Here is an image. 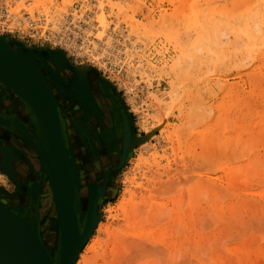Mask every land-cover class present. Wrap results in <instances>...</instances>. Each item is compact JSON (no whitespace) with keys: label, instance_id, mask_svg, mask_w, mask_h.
<instances>
[{"label":"rangeland","instance_id":"rangeland-1","mask_svg":"<svg viewBox=\"0 0 264 264\" xmlns=\"http://www.w3.org/2000/svg\"><path fill=\"white\" fill-rule=\"evenodd\" d=\"M7 2L12 7V3ZM46 2L52 3L53 14L58 13L56 22L48 25L49 21L45 22V18L49 20L50 14L46 13L47 16L37 11L32 13L36 15H32L33 20L22 19L23 27H14L10 26V22L6 23V17L0 16V37L16 40L46 55L43 59L34 58L33 63L44 76L49 75L62 85L60 89L54 88L52 81L45 76L60 102V119L69 125L70 136L75 140L73 148L78 168L74 167L76 183L73 199L76 195L78 219L80 197L86 198L82 203L83 214L87 209V189L91 187V182H87L98 180L97 185L92 186L101 192L96 199V222L85 247L89 249L91 244H99L101 251L103 246L106 247L103 249L106 258L117 254L115 258H119L118 261L122 262L126 257L131 260L124 261L128 264H264V69L261 67L264 59H258L259 54L250 58L243 43L245 40L240 39L242 35L234 29L245 4L243 0ZM1 8L0 14L6 15L7 10ZM22 10L25 12L21 14H26L27 10ZM188 19L193 21L189 23L191 25H188ZM179 22L186 23L184 25H188V28L195 24L196 31L193 29V32L191 28L186 30ZM31 28L33 32H30ZM224 29L227 35L230 34L229 38L225 36ZM141 32L144 36L149 32L146 36L148 43L143 42L140 38L142 35L138 36ZM187 33L191 34L189 38ZM176 34H179L175 38L177 42L173 38ZM169 38L173 41L170 42ZM227 39L237 41L231 42V45ZM131 45H136L137 49L133 60L126 52ZM240 45L244 50L243 47L239 48ZM183 48L190 49V59ZM61 53L63 58L59 57ZM245 54L248 55L246 59ZM49 55L54 57L53 66L49 65ZM178 59L180 64L176 67ZM69 65L75 69H69ZM80 68L86 69L83 71ZM56 71L60 76L56 75ZM88 75L93 79V85H106L121 104L125 129L119 140L114 129L101 124L106 116L96 102L100 95L98 90L93 91ZM63 79L70 84L75 83L76 87L87 88L93 105L78 101V97L67 90L70 84L64 86ZM172 92L176 94L171 96L173 99L170 97ZM17 107L22 108L23 112L15 110ZM20 113L23 114L21 120ZM73 115L76 120L70 118ZM15 118L20 122H29L28 125H33L39 131L26 104L11 100L0 89V120L8 122L7 127L0 126V197L7 208L26 220L30 217L29 223H34L37 233L43 236L48 248L51 247L53 264H56L57 228L49 183L43 171L44 163H40L38 171L32 146L19 136L14 127ZM90 119L95 122L89 124ZM74 122H77V126ZM129 127L138 141L133 149L127 151L126 134ZM141 142L145 144L141 146ZM97 144L101 146L98 150ZM26 152L30 156H26ZM257 155L259 159L262 158L258 159L259 162ZM101 156H104V161ZM27 157L32 163L30 171L33 175L30 178L27 173H19L14 167L8 168L10 160L19 168L21 161ZM112 157H115L114 161ZM102 165H107V168L101 170ZM255 166L263 172H257ZM126 191H132L134 200L137 198L135 202L140 204L139 212L133 216V226L130 225L132 222L126 224L119 219L122 211L117 206ZM110 213L118 215V219L108 218ZM84 222L85 216L78 220L80 230ZM99 223L100 226L107 225L113 234L115 232L113 238H107L111 237L117 245L113 242L112 246L111 238L107 240L103 232L97 231ZM138 230L139 234L144 233L143 236H156L163 244H156V237L151 235L149 238H153V244L145 242L142 247L138 243L139 246L135 245L134 248L126 241L137 235ZM106 242L109 243L105 245ZM130 246V252L127 250L131 253L129 255L126 247L130 249ZM96 250L93 253H89V250L85 252L84 257L78 258L79 264H104L102 259L105 257H102L100 250ZM118 251L121 253H116ZM124 251L128 254L126 257ZM120 254L124 259L121 260Z\"/></svg>","mask_w":264,"mask_h":264},{"label":"bare ground","instance_id":"bare-ground-1","mask_svg":"<svg viewBox=\"0 0 264 264\" xmlns=\"http://www.w3.org/2000/svg\"><path fill=\"white\" fill-rule=\"evenodd\" d=\"M196 1V0H195ZM209 1V0H208ZM236 1H238V0H236ZM241 1V0H240ZM9 2H11L12 3V7L11 6H9V4H8V2H7V0H0V8H1V6L3 7V8H5L6 10H7V12H6V15H4L7 19H6V23H8V22H10L11 24H10V26H22L23 27V21L24 20H22V19H24V17L26 18V19H28L27 21H29V20H33L34 19V16H33V19H32V15H35V14H32L33 12H37V11H40L41 13L42 12H44V13H42L43 15L44 14H50V18H49V20L48 19H46L45 18V22H48L49 21V23H48V25L50 24V22H51V24H53L54 22H56L57 21V18H56V16H58L57 14L58 13H52V11H51V6H52V3L51 2H46V0H9ZM55 2V1H54ZM53 2V3H54ZM198 2V1H197ZM243 2L245 3L244 4V9L242 8V10H241V12H240V14H239V20H238V22H236V23H238V25H237V28H234V29H236V32L238 33H240L242 36L240 37V39L241 38H243L245 41L243 42V43H245V48H246V52L250 55V58L252 57H254L255 55L257 56L258 54L261 56H257L258 57V59H260V58H263L264 59V0H247V2H245L244 0H243ZM122 3V2H121ZM242 3V2H241ZM55 4V3H54ZM119 4V3H118ZM225 4V3H224ZM236 4V3H235ZM14 5H15V7H14ZM120 5V4H119ZM181 5V4H180ZM241 6V5H240ZM14 7V8H13ZM215 7V6H214ZM238 7V9H239V6H237ZM22 8L24 9V10H27V12H26V14H21V13H24V12H22L23 10H22ZM128 8V7H127ZM208 8V7H207ZM217 8V7H216ZM228 8V7H227ZM229 8H231V7H229ZM2 9V8H1ZM212 9V8H211ZM237 9V8H236ZM126 10V9H125ZM182 10V9H181ZM208 10V9H207ZM206 10V11H207ZM235 10V9H234ZM215 11V10H214ZM180 12V11H179ZM213 12V11H212ZM231 12H232V10H231ZM127 13V12H126ZM242 13V14H241ZM2 14V13H1ZM4 14V13H3ZM36 14H39L40 15V13H36ZM46 14V15H47ZM204 14V13H203ZM203 14H201V15H203ZM210 14V13H209ZM219 14H221V13H219ZM223 14V13H222ZM227 14V13H226ZM229 14V13H228ZM42 15V16H43ZM45 15V16H46ZM242 15V16H241ZM36 16V15H35ZM44 16V17H45ZM48 16V15H47ZM197 16V15H196ZM209 16V15H208ZM186 17V16H185ZM235 17H238V15L237 16H235ZM127 18V17H126ZM187 18H189V17H187ZM191 18H192V16H191ZM209 18H211V16L209 17ZM208 18V19H209ZM227 18V17H226ZM234 18V17H233ZM232 18V19H233ZM195 19H196V17H195ZM194 18H193V21L195 20ZM204 18H203V16H202V20H203ZM208 19L206 20V22L208 21ZM8 20V21H7ZM56 20V21H55ZM185 20V19H184ZM214 20V19H213ZM212 20V21H213ZM218 20V19H217ZM187 21H189V22H187L188 23V25H191V24H189L190 22H193L192 20H190V19H188ZM197 21V23H198V20H196ZM200 21H201V19H200ZM199 21V22H200ZM227 21V20H226ZM235 21H237V19L235 20ZM177 22V21H176ZM185 22V21H184ZM218 22V21H217ZM232 22V21H231ZM27 23V22H26ZM32 23V22H31ZM180 23V22H179ZM178 23V24H179ZM182 23V22H181ZM181 23H180V25H181ZM195 23V22H194ZM178 24H176L177 26H178ZM183 25L184 24H186V23H182ZM200 24V23H199ZM233 24V23H232ZM29 25V24H28ZM47 25V24H46ZM188 25H186V26H188ZM211 25V24H210ZM14 26V27H15ZM185 25H184V27H186ZM192 26H193V28H192ZM190 28H191V30L193 31V29L195 30V24L194 25H192ZM200 26V25H199ZM22 27H20V28H22ZM144 27V26H143ZM180 27V26H179ZM207 27V26H206ZM166 28V27H165ZM176 28H178V27H176ZM181 28V27H180ZM179 28V29H180ZM190 28H188V27H186L185 29L186 30H188V29H190ZM202 28V27H201ZM221 28V27H220ZM25 29V28H24ZM178 29V30H179ZM206 29H208V27L206 28ZM146 30V29H145ZM145 30H143V31H145ZM180 30H182V29H180ZM198 30V29H197ZM202 30V29H201ZM213 30V29H212ZM211 30V31H212ZM221 30V29H220ZM227 30V29H226ZM196 31V30H195ZM203 31V30H202ZM165 32H167V31H165ZM169 32V31H168ZM171 32H173V31H171ZM170 32V34H172ZM176 32V31H175ZM178 32V31H177ZM194 32V31H193ZM198 33H199V31H197ZM196 32V33H197ZM208 32V31H207ZM224 32H225V29H224ZM227 32V31H226ZM225 32V33H226ZM144 34L146 33V32H143ZM149 33V32H148ZM147 33V34H148ZM202 33H205V31H203ZM202 33L200 34V35H202ZM234 33V32H233ZM133 34V33H132ZM140 35H138V36H141L140 38L142 39V40H144L143 42H145V41H147L149 38H147L146 36H147V34H146V36H144L143 34H142V32L141 33H139ZM159 34V33H158ZM167 34V33H166ZM174 34V33H173ZM190 33H187V36L189 35ZM217 34V33H216ZM150 35V34H149ZM148 35V36H149ZM151 35H153V34H151ZM169 35V34H168ZM200 35H199V38L201 39V37H200ZM205 35H206V33H205ZM204 35V36H205ZM208 35L209 34H207V36L206 37H204L205 39L208 37ZM138 36H135V37H138ZM170 36V35H169ZM168 36V37H169ZM172 36V35H171ZM176 36H178L179 37V34L177 35H175L173 38L175 39L176 38ZM189 36H191V34L189 35ZM189 36H188V38H189ZM196 36V35H195ZM227 38H229V36H230V34L228 33V35H227V33H226V35H225ZM153 37V36H152ZM210 37H211V35H210ZM239 37V36H238ZM237 37V38H238ZM139 38V37H138ZM139 38V39H140ZM172 38V37H171ZM186 38V37H185ZM196 38V37H195ZM203 38V39H204ZM222 38V37H221ZM141 39L139 40V41H141ZM202 39V41H204L205 43H206V40H203ZM215 39V38H214ZM225 39V38H224ZM223 39V40H224ZM231 39V38H230ZM232 39H234L233 37H232ZM167 40V39H166ZM169 40H170V38H169ZM172 40V39H171ZM171 40H170V42H171ZM177 39H175V41H176ZM187 40V39H186ZM228 40V39H227ZM173 41V40H172ZM214 41V40H213ZM217 41H219V40H217ZM230 41V43L231 42H233L234 43V41H237V40H234V41H231V40H228V42ZM239 41V40H238ZM143 42H142V45H143ZM177 42V41H176ZM179 42V41H178ZM210 42V41H209ZM141 43V42H140ZM147 43H148V41H147ZM173 43H175V42H173ZM181 43L182 42H180L179 44H180V49H181ZM185 43V42H184ZM233 43H231V45L233 44ZM242 43V41L240 42V44ZM208 44V43H207ZM227 44V43H226ZM148 45V44H147ZM176 45V44H175ZM219 45V44H218ZM239 45V44H238ZM244 45V44H243ZM201 46H202V44H201ZM241 46V45H240ZM125 47V46H124ZM135 47H136V45L135 46H132L131 45V47L130 48H126L128 51H130V52H128V51H126L128 54V56H129V59L130 60H133V58L135 59V55H134V53H135V51L137 50H135ZM214 47V46H213ZM230 47V46H229ZM243 46H241V47H239V48H242ZM178 48V47H177ZM235 48V47H234ZM238 48V47H237ZM183 49H185V48H183ZM212 49V48H211ZM231 49V48H230ZM233 49V48H232ZM179 50V49H178ZM187 49H185V52L186 53H188L187 54V56H188V58H189V51L188 50H190V49H188L187 51H186ZM243 50H244V47H243ZM0 51H3V52H8V53H10V54H12V55H14V56H16V57H19V58H11V57H5L4 55L2 56V55H0V89L3 91V93L5 92V95L6 94H8L9 96H10V98H11V100H19V101H24L25 99H27V96H28V93H27V86H26V84H25V81H24V79H23V71H24V68L26 67V64L22 61V60H25V61H27V62H29L33 67H34V69L37 71V73L40 75V77L42 78V80H43V82L45 83V85H47V87H48V89H49V92H50V94H51V97H52V103H54V107H55V112H56V115H57V118H58V123H59V130H60V134H61V138H62V148H63V155H64V158H65V161H67L66 162V164H67V169H69V174H70V171H72L73 169H74V167H75V169L76 168H78L77 167V156H76V154H75V148H73V146H74V143H75V140L74 139H72L71 138V136H70V132H69V130H71V128H69L68 129V127H69V125H67V123H61V121H60V116H61V114H62V108L59 106V100H58V98H57V94H56V92H55V90L53 89V87H52V85H51V83H49L48 81H47V79L45 78V76L43 75V73L42 72H40V70H39V68L36 66V64H34L33 63V59L35 58V59H43L44 57H47L46 55H43V54H41V53H39V52H37L36 50H34V49H32V48H29V47H27L25 44H22V43H19V42H15V41H13V40H11V39H9V38H5V37H0ZM212 51V50H211ZM182 53L184 52V50L183 51H181ZM193 52V51H192ZM239 52V51H238ZM207 53V52H206ZM234 53V52H233ZM236 53V52H235ZM197 54V53H196ZM126 55V56H127ZM181 55V54H180ZM183 55V54H182ZM194 55V54H193ZM200 55V54H199ZM234 55V54H233ZM242 55V54H241ZM50 56V55H49ZM187 56H185V57H187ZM244 56V55H243ZM246 56H248L247 54H245V59H246ZM255 56V57H256ZM60 58H63L64 57V55L61 53L60 54V56H59ZM180 57H182V56H180ZM191 57V56H190ZM254 57V58H255ZM54 57L53 56H50L49 57V65H51V66H53V61H54V59H53ZM57 58V57H56ZM137 58V57H136ZM200 58H201V56H200ZM209 58V57H208ZM140 59V58H139ZM182 59V58H181ZM190 59V58H189ZM239 59V58H238ZM241 59H243V58H241ZM64 60V59H63ZM185 60V58H183V61ZM202 60V59H201ZM237 60V59H236ZM61 61V60H60ZM65 61V60H64ZM128 61V60H127ZM183 61H182V63H183ZM240 61V60H239ZM56 62V61H55ZM131 62V61H130ZM236 62V61H235ZM241 62V61H240ZM240 62H238L239 64H240ZM261 62V61H260ZM181 63V64H182ZM179 64H180V61H179V59L176 61V63H175V66L177 67V66H179ZM236 64V63H235ZM56 65V64H55ZM132 65V64H131ZM258 65V64H257ZM262 66L261 67H263V69H264V61H263V64H261ZM68 66V65H67ZM150 66H152V65H150ZM238 66V65H237ZM258 66H260V65H258ZM59 67V66H58ZM61 67V66H60ZM131 67H133V66H131ZM135 67V66H134ZM176 67H174L175 69H176ZM257 67V66H256ZM68 68V67H67ZM71 68V66L69 65V69ZM73 68V67H72ZM72 68H71V70H72ZM136 68V67H135ZM246 68V67H245ZM258 68V67H257ZM73 69H75V67L73 68ZM84 69H86V68H80V70H83L84 71ZM174 69V70H175ZM210 69V68H209ZM208 69V70H209ZM262 69V70H263ZM77 71H79V69L77 70ZM131 71V70H130ZM54 73V72H53ZM52 73V74H53ZM56 73V75H59L60 76V73H59V71H56L55 72ZM83 73H85V72H83ZM88 73V72H87ZM132 73V72H131ZM173 73H175V72H173ZM259 73H261L260 71H259ZM263 74H264V72H262ZM74 74V73H73ZM177 74V73H176ZM249 74V73H248ZM181 75V74H180ZM250 76V75H249ZM183 77V76H182ZM179 78V77H178ZM261 78H262V76H261ZM80 79H81V77H80ZM186 79V78H185ZM64 80V79H63ZM184 80V79H183ZM262 80V79H261ZM64 82V86L65 87H68L69 86V81L68 82H66V79L63 81ZM73 82V81H72ZM89 81H87V83H88ZM97 82V81H96ZM263 82V81H262ZM184 83V82H183ZM178 84H179V82H178ZM257 84V83H256ZM78 85V84H77ZM89 85V84H88ZM174 88H175V86H174ZM178 88V87H177ZM256 89V88H255ZM67 90H70L69 92H72V94L75 96H77L78 97V101L80 100L81 102H82V104L83 103H85L86 105L88 104V105H93L92 104V99L91 98H89L90 96H88L90 93L88 92V89L87 88H84L83 86H75V83L74 84H70V87H69V89H67ZM174 90V89H173ZM257 90H259V89H257ZM175 92V91H174ZM174 92H172L171 94H170V97L172 96V95H174V96H176V92L174 93ZM178 92V91H177ZM261 94V93H260ZM4 95V94H3ZM94 95V94H93ZM97 95V94H96ZM178 95V94H177ZM256 95V94H255ZM98 96V95H97ZM263 96H264V94H263ZM259 97V96H258ZM172 98V97H171ZM170 98V99H171ZM176 98V97H175ZM91 99V100H90ZM173 99V98H172ZM239 99V98H238ZM256 99V98H255ZM261 101H263V98L261 99ZM248 102V101H247ZM16 103V102H15ZM84 104V105H85ZM251 105V104H250ZM88 107V106H87ZM254 107V106H253ZM93 108V107H92ZM196 108V107H195ZM245 108V107H244ZM254 109V108H253ZM262 109H263V107H262ZM99 110V109H98ZM248 110V109H247ZM90 111H91V109H90ZM224 111V110H223ZM196 112V111H195ZM31 113V112H30ZM261 115V114H260ZM95 116V115H94ZM94 116H93V118H94ZM197 116V115H196ZM34 117V116H33ZM96 117H98V116H95V118ZM232 117V116H231ZM255 117V116H254ZM70 118H72L73 120H76V117L73 115V116H70ZM103 118V117H102ZM35 119V118H34ZM229 119V118H228ZM225 120V119H224ZM229 120H231V119H229ZM259 120V122H261L262 120L259 118L258 119ZM36 121V120H35ZM70 122V121H69ZM255 122V121H254ZM259 122L257 123V122H255V123H257V124H259ZM36 123H37V121H36ZM75 123V125H76V123L77 122H74ZM127 123H128V120H127ZM248 123V122H247ZM72 124V123H71ZM79 124V123H78ZM97 124H98V122H97ZM102 124V123H101ZM130 124V123H129ZM128 124V125H129ZM262 123H260V125H261ZM37 125H38V123H37ZM127 125V126H128ZM255 125V124H254ZM17 126H18V124H17ZM19 128L20 129H24V128H21V125L19 124ZM39 126V125H38ZM74 126V125H73ZM77 126V125H76ZM76 126H74V127H76ZM126 126V127H127ZM262 126V125H261ZM22 127H24V126H22ZM31 127H32V125H30L29 124V128L31 129ZM82 127V126H81ZM77 128V127H76ZM79 128V127H78ZM102 128V127H101ZM104 128V127H103ZM125 129V128H124ZM128 130V133L126 134V138H127V140H126V145H127V151H128V149H133V147H134V144H136V142L138 141L137 140V136L133 133V131H132V129L129 127V128H127ZM263 129V128H262ZM99 130V129H98ZM250 130V129H249ZM102 131V130H101ZM100 131V132H101ZM247 131V130H246ZM252 131V130H251ZM81 132V131H80ZM126 132V131H125ZM250 133H252V132H250ZM80 134H82V133H80ZM84 134V133H83ZM102 134V133H101ZM86 135V134H85ZM110 135V134H109ZM250 135H252V134H250ZM65 138H64V137ZM101 136V135H100ZM253 136V135H252ZM252 136H250V138L252 137ZM81 137H83V135L81 136ZM86 137V136H85ZM249 137V136H248ZM257 137L259 138V135H257ZM262 137V136H261ZM260 137V138H261ZM84 138V137H83ZM82 138V139H83ZM87 138V137H86ZM210 138V137H209ZM254 138H255V135H254ZM254 138H253V141H255L254 140ZM88 139V138H87ZM86 139V140H87ZM104 139V138H103ZM225 139V138H224ZM262 139H264L263 137H262ZM108 140V139H107ZM229 139H227V141H228ZM259 140V139H258ZM258 140H257V142H258ZM33 141V140H32ZM219 141V140H218ZM226 141V140H225ZM253 141H251V142H249V143H252ZM89 142V141H88ZM98 142V141H97ZM221 142V141H220ZM223 143H225V142H223ZM145 144V142L144 143H142L141 142V146L142 145H144ZM253 144H255V143H253ZM257 144V143H256ZM255 144V145H256ZM34 145V147H36L37 145H36V143L35 144H33ZM140 145V144H139ZM220 145V144H219ZM95 146V145H94ZM114 146V145H113ZM244 146H246L247 147V145L245 144ZM248 146H250V144L248 145ZM260 146H261V144H260ZM225 147V146H224ZM256 147V146H255ZM240 148V147H239ZM244 148V147H243ZM253 148V147H252ZM245 149H247V148H245ZM249 149V148H248ZM252 150V149H251ZM124 151V150H123ZM231 151V150H230ZM250 151V150H249ZM126 152V151H125ZM238 152H240L239 150H238ZM250 153V152H249ZM242 155V154H241ZM256 157V156H255ZM254 157V158H255ZM263 157V156H262ZM79 158V157H78ZM247 158V157H246ZM8 159V158H7ZM253 159V158H252ZM259 159V157H258V155H257V159L256 160H258ZM262 159V158H261ZM261 159H259V160H261ZM259 160H258V162H259ZM12 161L13 160H10V162L9 163H11V164H9L8 163V165H9V169H12L13 167L15 168V169H17L18 170V166H14V164H12ZM114 161V160H113ZM249 162H250V159L248 160ZM41 162H43L42 161V159H41V156H40V154H39V158H38V163H41ZM44 163V162H43ZM74 163H76V166L74 165L73 166V164ZM168 163H169V161H168ZM245 163H246V161H245ZM255 163H256V161H255ZM258 164V163H257ZM256 164V165H257ZM13 165V166H12ZM17 165V164H16ZM251 165V164H250ZM249 165V166H250ZM21 166V165H20ZM19 166V167H20ZM69 167V168H68ZM259 167V166H258ZM233 168V167H232ZM261 168H263V167H261ZM260 168V169H261ZM14 169V170H15ZM74 169V170H75ZM255 170H258L257 168H256V166H255V168H254ZM166 169H164V171H165ZM9 171V170H8ZM43 171L44 172H46L45 174L47 175V179H48V183H49V196H50V199H51V202H52V210H53V217H54V224H55V226H56V228H57V237H58V253L57 254H59V246H60V240H59V227H58V222H57V217H56V211H55V203H54V198H53V192H52V187H51V183H50V180H49V176H48V170H47V167H46V165H45V163H44V167H43ZM263 171H264V169H263ZM262 170H258L257 172H263ZM10 172H11V170H10ZM74 172V171H73ZM225 173H226V171H224ZM232 173V172H231ZM230 173V174H231ZM143 174H145V173H143ZM168 174V173H167ZM228 174V173H227ZM263 174H264V172H263ZM262 173H261V175H263ZM169 175V174H168ZM260 174H258V176H259ZM257 176V175H256ZM166 177H168L167 175H166ZM240 178H241V176H239ZM170 178V177H169ZM247 179V178H246ZM250 179V178H249ZM147 181V180H146ZM237 181V180H236ZM246 181H248V180H246ZM227 182V181H226ZM75 183L76 182H74L73 183V191H75ZM62 184H63V186H65V188L67 189V190H70V187H72V185H71V180H70V178H69V176L67 175V172H64L63 171V173H62ZM139 185H141L140 183H139ZM230 185V184H229ZM228 185V186H229ZM236 185H238V184H236ZM244 185V184H243ZM227 186V185H226ZM231 186V185H230ZM234 186V185H233ZM240 186H242L241 184H240ZM232 187V186H231ZM238 187V186H237ZM230 188V187H229ZM214 189H215V187H214ZM223 189V188H222ZM92 191L93 192V194L95 195V194H97V196H100L101 195V192H99V191H96V188H94V186H91V187H89L88 189H87V196L89 195V191ZM216 190H219V189H216ZM235 190V189H234ZM227 191V190H226ZM74 193V192H73ZM140 193V192H139ZM259 196V195H258ZM25 197V196H24ZM136 197V196H135ZM261 197V196H260ZM139 198V197H138ZM1 199H3L2 197H0V205H2V206H4L5 208H7L6 206H5V204L2 202V200ZM23 199H25V198H23ZM27 199V198H26ZM136 199L137 198H135V200H134V198H133V192L132 191H126V192H124L123 194H122V196H121V199H120V203H119V206H117V207H119V209H120V211H122V214L120 215V220H122L124 223H126V224H130V222H132L130 225L131 226H133L132 224L134 223L135 224V222H133V216H134V214H136V213H138L139 212V205L140 204H138V202H135L136 201ZM88 200V199H87ZM246 200V199H245ZM97 201V200H96ZM96 201H95V211L94 212H92L91 213V216H90V222H96V219H95V216H94V213L96 212ZM142 201V200H141ZM6 202V201H5ZM140 202V201H139ZM244 202V201H243ZM246 202V201H245ZM254 202H257V201H254ZM262 202V201H261ZM82 203H83V200H81L80 201V208H81V211H80V216H79V219L76 217V214H75V217H76V223H77V226H78V232L80 233V231H79V224H78V220H80L81 221V218H83L84 216L86 217V211H85V213L83 214V209H82ZM141 203V202H140ZM251 203V202H250ZM259 203V202H258ZM145 204V203H144ZM240 204V203H239ZM255 204V203H254ZM25 205V204H24ZM143 205V204H142ZM237 205V204H236ZM250 205V204H249ZM248 205V206H249ZM88 206V205H87ZM74 207V206H73ZM154 207V206H153ZM152 208V207H151ZM8 210H10L9 208H7ZM225 209H227V208H225ZM231 210H233V209H231ZM11 211V210H10ZM108 211H110V210H108ZM230 211V210H229ZM11 212H13V211H11ZM75 212V211H74ZM227 212V211H226ZM231 212V211H230ZM13 213H15V212H13ZM228 213V212H227ZM233 213H234V215H235V212L233 211ZM16 214V213H15ZM237 214V213H236ZM18 215V214H17ZM230 215V214H229ZM238 216H240V215H238ZM241 217V216H240ZM242 217H243V215H242ZM108 218H110V219H118V215H112L111 213L109 214V216H108ZM239 218V217H238ZM135 220V219H134ZM89 222V223H90ZM85 223V222H84ZM101 224L99 223L98 224V229H97V231L98 232H103L104 234H105V237H106V239L108 240V239H110L111 237L113 238V235L115 234V232H114V234H113V232L111 231V230H109L108 229V226L106 225V226H100ZM130 226V227H131ZM113 227V226H112ZM83 228V227H82ZM91 228H93L91 225L90 226H88V230L90 231L89 233H88V235H87V237L85 238V240L83 241V243H82V245H81V247L77 250V252H76V254H75V256H74V259H73V261H72V264H79V260H78V258L80 259V258H82V257H84L83 256V254L85 253V252H87L88 250H89V253H90V251H92V253H93V251H95L96 250V248H98L99 250H100V246H99V244L97 245V247H95L96 245H94V244H91L89 247V249H87L86 247H85V245H86V243H87V241L89 240V236H90V234H91ZM134 231V230H133ZM132 231V232H133ZM142 231V230H141ZM144 232H145V230H143ZM112 232V233H111ZM135 233V231L133 232V234ZM138 233V234H137ZM147 233V232H146ZM145 233V235H149V234H146ZM48 234V233H47ZM100 234V233H99ZM112 234V235H111ZM128 234V233H127ZM129 234H131V235H133L132 233H129ZM136 234L137 235H134V237H130V239H129V241H126L128 244H131V245H133V246H142L143 247V244L142 243H150L151 242V244H153V238L154 237H156V236H154V235H152V234H150L149 235V237L152 235L153 236V238L151 239V238H149L148 236H143V234L144 233H140L139 234V230H138V232H136ZM55 235V234H54ZM38 236H39V241L41 242V244H42V246H43V248L45 249V251L47 252V254L49 255V257H50V259H54V257H53V255H52V252L49 250V248H51V247H49L48 248V246H47V244L45 243V240H44V238H43V236H41V235H39L38 234ZM109 236H111L110 238H107V237H109ZM151 236V237H152ZM122 237V236H121ZM123 237H124V235H123ZM122 237V239H124ZM126 238H125V240L127 239V237H128V235H126L125 236ZM112 238L110 239L111 240V242H112V246H113V242H115V241H113L112 240ZM159 240V238H157L156 237V241H155V243L157 244V243H160L161 242V244H163V242L162 241H158ZM95 240V239H94ZM98 240V239H97ZM107 240H105V241H107ZM115 240V239H114ZM130 240H132L133 242H131ZM52 241V240H51ZM99 241V240H98ZM104 241V242H105ZM120 241V240H119ZM94 242V241H93ZM92 242V243H93ZM103 242V241H102ZM102 242H100V243H102ZM121 243H122V241H120ZM125 242V243H126ZM96 243H97V241H96ZM109 243V242H108ZM107 242H106V244L105 245H107L108 244ZM124 243V242H123ZM122 243V244H123ZM138 243H141V244H139L138 245ZM103 244V243H102ZM102 244H100V245H102ZM115 244H116V242H115ZM117 245V244H116ZM159 245V244H158ZM53 246V245H52ZM118 246H120V245H118ZM123 246H125V244L123 245ZM128 246V245H127ZM136 246L134 247V248H136ZM155 246V245H154ZM116 247V246H115ZM104 248H106V247H104L103 246V248H102V251L100 250V254L102 255V257H105V258H103L102 260H103V262H104V264H128V263H126V262H124L125 260L126 261H131V260H127V257H126V255H130L131 253H129L130 251L129 250H131V246H130V249L128 248V247H126V251L128 252V254H127V252L126 251H124V254H125V257H126V259H124L123 258V256H121V255H123V254H120V258H121V260L122 259H124V261L122 260V262L121 261H118V259H117V257L115 258V256H117V254H115V256L114 255H112L109 259L108 258H106V256H105V252H104ZM117 248V247H116ZM123 248V247H122ZM128 248V249H127ZM138 249H139V247H137ZM55 249V248H54ZM98 250V251H99ZM97 251V250H96ZM97 251V252H98ZM120 251L122 252V249H121V246H120ZM120 251H118V252H116V253H119ZM138 251H140V250H138ZM120 252V253H121ZM132 252V251H131ZM95 253V252H94ZM119 255V254H118ZM171 255H172V253L170 254V257H171ZM86 256H88V255H86ZM130 258H132V257H130ZM95 259V258H94ZM93 260V259H92ZM143 260V259H142ZM57 261V260H56ZM84 263V262H83ZM131 263V262H130ZM129 263V264H130ZM0 264H33V262H32V259H31V255L29 254V252H28V250L25 248V246H24V244L20 241V240H18L16 237H15V235H13L9 230H7L6 228H4V227H2L1 225H0ZM146 264V263H145Z\"/></svg>","mask_w":264,"mask_h":264},{"label":"water","instance_id":"water-1","mask_svg":"<svg viewBox=\"0 0 264 264\" xmlns=\"http://www.w3.org/2000/svg\"><path fill=\"white\" fill-rule=\"evenodd\" d=\"M0 55L19 58L3 51H0ZM22 61L26 64L23 71V79L28 93L27 99L23 102L37 121L46 144L45 149H42L40 143H38L41 159L48 170L59 227L60 246L56 264H72L77 250L90 232L88 226L91 225L93 227L95 224L90 222V216L95 211L97 194L94 195L91 190L89 191L85 223L79 233L73 207V183L76 182V173L73 169L69 174V169H67L54 103H52V97L47 85H45L34 67L29 62ZM7 124V121L0 120L1 127H7ZM63 171L67 172L71 180L72 187H70V190H67L62 184ZM0 225L9 230L24 244L31 255L33 264H53V260L50 259L39 241L33 222L29 223L24 217L0 205Z\"/></svg>","mask_w":264,"mask_h":264},{"label":"flooded vegetation","instance_id":"flooded-vegetation-1","mask_svg":"<svg viewBox=\"0 0 264 264\" xmlns=\"http://www.w3.org/2000/svg\"><path fill=\"white\" fill-rule=\"evenodd\" d=\"M47 72V71H46ZM44 74H45V70H44ZM45 76H46V78L49 80V81H52V85H53V87L54 88H59L60 89V87H62V85L59 83V82H56V80H54V79H52L49 75H46L45 74ZM89 76V75H88ZM89 79L91 80V82H92V78H90V76H89ZM94 83L92 82V84H91V86H92V89H93V91L94 90H98L97 92H98V94L100 95V97H98V99L96 100V102H97V104H98V106L100 107V110L103 112V115H105L106 117H104L103 119H102V124H103V126L104 127H108V128H112V129H114V132L116 133V138L119 140L120 138H121V134L123 133V130H124V128H123V123H124V116L121 114V110H122V107H121V104H120V102L117 100V98L116 97H114L113 95H111V92L109 91V89L106 87V85H104V84H101V85H97V86H95V85H93ZM3 108V107H2ZM1 108V109H2ZM23 108L24 109H26L24 106H23ZM18 110V111H20V112H23V110H22V108L21 109H19V107H17V108H15V110ZM4 111H5V109H4ZM29 113L27 112V115H28ZM21 116H23V114H21L20 113V120L22 119L21 118ZM109 118V119H108ZM20 120L19 119H17V118H15V120H14V127L17 129V131H18V134H19V136H21L23 139H25L27 142H29L30 143V145L32 146V149H33V151H34V154H35V156H36V160H37V164H38V171H39V169H40V163H38V158H39V145H38V143H40V146H41V148L43 149H45V147H46V144H45V141H44V138H43V136H41L42 135V133H41V130H40V128H39V126L38 125H36L37 126V128H39V131L37 130L36 131V127H34L33 125V127H31V129L29 128V125H28V123H25V122H20ZM60 121H61V123H62V120L60 119ZM91 123H89V124H92V122H95L93 119H90L89 120ZM17 124H18V126H17ZM19 124L21 125V128H24V129H20L19 127ZM22 126H24V127H22ZM36 131V132H35ZM40 133H41V135H40ZM64 137V136H63ZM65 138V137H64ZM33 140V141H32ZM36 143V147H34V145L33 144H35ZM97 146V150L101 147L100 146V144H97L96 145ZM105 146V145H104ZM105 148H106V146H105ZM107 149V148H106ZM26 156H30V155H28L27 154V152H26ZM102 158V160L104 161L105 160V158H104V156H101ZM114 158L115 157H112V160H114ZM25 160H23V161H21V166L18 168V172L20 173V172H25V173H27V176L30 178V176H32L33 174L31 173V171H30V165L32 164V163H30V161H29V157H27V158H24ZM102 161V162H103ZM29 164H28V163ZM31 162H32V160H31ZM107 166V165H106ZM106 166H103L102 165V167H101V170L103 169V170H105L107 167ZM106 167V168H105ZM89 170V169H88ZM45 173V172H44ZM32 174V175H31ZM89 182H91V186L92 185H95L96 183H98V180H92V181H88L87 183H89ZM86 183V184H87ZM97 185V184H96ZM97 191V190H96ZM81 200H83V201H85L86 200V198L84 199V197H80V201ZM78 201H79V199H78ZM76 204H77V196L75 195L74 196V199H73V206H74V211H75V213H76ZM78 204H79V202H78ZM10 210H12V209H10ZM13 211V210H12ZM13 212H15V211H13ZM16 213V212H15ZM17 214V213H16ZM19 215V214H18ZM76 215H77V213H76ZM27 221L28 222H30V217H29V219H27ZM79 231L81 232V230L79 229Z\"/></svg>","mask_w":264,"mask_h":264},{"label":"built area","instance_id":"built-area-1","mask_svg":"<svg viewBox=\"0 0 264 264\" xmlns=\"http://www.w3.org/2000/svg\"><path fill=\"white\" fill-rule=\"evenodd\" d=\"M0 16H3L4 18H5V16L3 15V13L2 14H0ZM3 25V24H2ZM32 25V23H29V26H31ZM1 27H3V26H1ZM34 31V29L33 28H31L30 29V32H33Z\"/></svg>","mask_w":264,"mask_h":264}]
</instances>
